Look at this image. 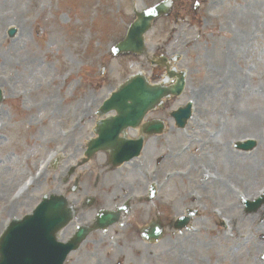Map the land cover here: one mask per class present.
I'll return each instance as SVG.
<instances>
[{
	"label": "rangeland",
	"instance_id": "1",
	"mask_svg": "<svg viewBox=\"0 0 264 264\" xmlns=\"http://www.w3.org/2000/svg\"><path fill=\"white\" fill-rule=\"evenodd\" d=\"M156 1L142 4L139 0V4L143 7ZM135 9L134 0H0V87L4 93L0 106V235L11 219L36 206L30 201L45 193L64 194L70 188L71 181L63 185L65 173L83 157L93 136L96 109L120 82L141 68L149 70L145 57L124 64L111 56V46L133 20ZM11 29L16 30L14 35ZM148 46L181 56L178 66L189 69V83L181 97L166 103L165 111L192 101L194 117L185 131L150 142L144 157L136 161L142 166L137 172L133 165L111 171L101 154L78 166L81 190L96 193L97 208H113L123 197L144 192L151 176L159 172V178L155 174L151 181L158 179L163 200L160 213L166 223L173 224V215L182 214L185 207L202 210L192 229L175 234L170 230L146 247L136 223L153 217L152 206L147 204L131 218L134 227L127 217L105 232L95 231L88 239L92 243L72 252L66 264L262 262L264 212L248 215L237 200L238 208L227 187L235 185L255 196L264 188V0H209L207 5L203 1L194 18L160 21L148 36ZM102 66L107 68L104 76ZM248 138L259 144L247 153L234 151L235 141ZM217 139L223 141L222 155L225 161L228 156L230 176H223L217 185L212 179L202 182L194 173L186 174L191 167L185 169L184 164L194 153L195 143L206 153L199 156L200 162L192 161L217 170L209 161ZM177 145L185 147L186 155H178ZM49 155L51 159L57 156L59 162L52 163L41 183L26 189L24 181L37 174ZM158 155L163 161L160 168L154 162ZM129 169L131 178L125 179ZM199 182L209 186L204 195ZM221 190L225 195L218 194ZM208 207L210 211H203ZM215 211H221L222 215L216 214L221 220L211 218ZM229 220H235L234 236L241 235L232 242L236 246L213 234V230L228 233ZM66 229L71 236L72 227ZM227 241L234 248H227ZM141 249L145 256L138 254ZM230 251L235 252L233 257Z\"/></svg>",
	"mask_w": 264,
	"mask_h": 264
},
{
	"label": "water",
	"instance_id": "2",
	"mask_svg": "<svg viewBox=\"0 0 264 264\" xmlns=\"http://www.w3.org/2000/svg\"><path fill=\"white\" fill-rule=\"evenodd\" d=\"M145 26H146V23H145ZM144 26V27H145ZM0 100H1V90H0ZM64 213H65V211H64V207L62 206L61 208H60V211H58V212H56V213H53L52 214V216H57V215H60V216H62V217H64ZM18 227H20V226H18ZM18 227H17V231H16V228L14 229V227L13 228H11V231L9 232V237H10V235H12V231H14L15 232V239H16V237H18V231H20V233L19 234H21V233H26V229H28V228H22V229H18ZM6 237V236H5ZM54 251L55 252H59L58 250H56V249H54ZM41 256L44 258L46 255H45V253H42L41 254ZM2 261V260H1Z\"/></svg>",
	"mask_w": 264,
	"mask_h": 264
},
{
	"label": "bare ground",
	"instance_id": "3",
	"mask_svg": "<svg viewBox=\"0 0 264 264\" xmlns=\"http://www.w3.org/2000/svg\"><path fill=\"white\" fill-rule=\"evenodd\" d=\"M215 150H217L218 152H220L221 151V146L219 145V144H215ZM51 156H49V158H50ZM243 166L241 165V168H242ZM36 182H42V181H40V180H37ZM230 213H231V211H230ZM232 223H235V220H233V221H231V225H232ZM223 239H226L225 237L223 238ZM231 243V242H230ZM134 246V245H133ZM232 248H234V246H231L229 249L231 250ZM231 252H233L232 253V257L235 255V252L234 251H230V253ZM140 253H142L141 255H143V256H145L146 254L144 253V249H141L140 250ZM217 256H220L219 254H216Z\"/></svg>",
	"mask_w": 264,
	"mask_h": 264
}]
</instances>
